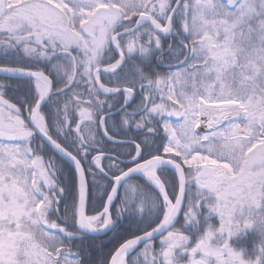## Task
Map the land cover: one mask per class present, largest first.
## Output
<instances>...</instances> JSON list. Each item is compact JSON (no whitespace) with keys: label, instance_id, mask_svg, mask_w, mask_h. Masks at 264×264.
Returning a JSON list of instances; mask_svg holds the SVG:
<instances>
[{"label":"snow or ice","instance_id":"1","mask_svg":"<svg viewBox=\"0 0 264 264\" xmlns=\"http://www.w3.org/2000/svg\"><path fill=\"white\" fill-rule=\"evenodd\" d=\"M249 229L264 0H0V264H264Z\"/></svg>","mask_w":264,"mask_h":264},{"label":"trees","instance_id":"2","mask_svg":"<svg viewBox=\"0 0 264 264\" xmlns=\"http://www.w3.org/2000/svg\"><path fill=\"white\" fill-rule=\"evenodd\" d=\"M159 70L165 71L166 69L161 66ZM178 119L179 118L175 117L172 118L174 122H178ZM69 179V176L65 174L64 180L68 182ZM182 223L183 217L181 216L177 227H180ZM213 223L217 227L219 226L218 217L213 218ZM120 235H122V233L102 234L97 236L94 242L86 240L85 246H87L89 243L93 244V246L89 249L92 259L96 261L103 260L115 245ZM230 244L234 247V249L242 252L244 259L255 261L259 255V247L264 245V240H262L261 236L255 229H249L246 231V233H242L236 237H233L230 240Z\"/></svg>","mask_w":264,"mask_h":264},{"label":"water","instance_id":"3","mask_svg":"<svg viewBox=\"0 0 264 264\" xmlns=\"http://www.w3.org/2000/svg\"><path fill=\"white\" fill-rule=\"evenodd\" d=\"M179 220H180V217L177 218V221H179ZM177 223H178V222H177ZM102 234H104V233H101V234H99V235H102Z\"/></svg>","mask_w":264,"mask_h":264},{"label":"rangeland","instance_id":"4","mask_svg":"<svg viewBox=\"0 0 264 264\" xmlns=\"http://www.w3.org/2000/svg\"><path fill=\"white\" fill-rule=\"evenodd\" d=\"M175 123V122H174ZM181 218V217H180ZM180 221V220H179ZM179 221H178V223H179Z\"/></svg>","mask_w":264,"mask_h":264}]
</instances>
